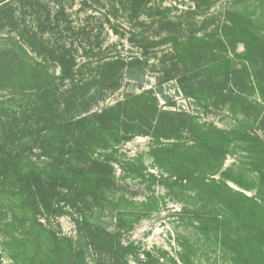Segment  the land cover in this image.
I'll list each match as a JSON object with an SVG mask.
<instances>
[{
	"label": "trees",
	"instance_id": "1",
	"mask_svg": "<svg viewBox=\"0 0 264 264\" xmlns=\"http://www.w3.org/2000/svg\"><path fill=\"white\" fill-rule=\"evenodd\" d=\"M120 1L135 19L146 8L145 0ZM250 5L253 11L248 10ZM59 9L57 15L65 16V8ZM28 15L37 17L38 26H27ZM58 16L54 20L44 0H0V29L17 30L19 38L27 35L30 48L10 37L15 47L7 53L20 59L23 69L18 79L37 82V60L29 52L36 53L40 46L60 66L61 80L72 86L64 104L59 89L36 88L41 102L34 113L38 128L29 121L21 126L16 117L0 121V224L12 260L57 264L58 259L67 258L68 264H86L82 241L113 257L137 255L132 245H115L111 234L94 219L115 186L111 162L116 145L133 136H148L158 142L177 141L158 143L151 151L167 173L160 183L186 197L193 194L189 197L196 210L191 220L202 231H214L217 243L230 257L227 264H264V137L259 133L264 131V0H236L234 11L210 34L162 42H171L174 53L165 81L177 79L183 93L204 108H227L236 120L231 130L164 110L149 91L92 113L91 89L99 87L101 94L111 89L109 83L126 64L108 63L99 80L77 84L71 50L46 40L47 30L59 23ZM183 139L189 142L180 143ZM237 154L238 162L222 172L227 157ZM143 171L136 167L133 173L145 179ZM219 173L221 180L213 178ZM227 182L255 190L256 195L249 197ZM70 209L78 214L74 221L79 242L59 236L44 223L52 216L72 215ZM190 249L181 256L185 264H191ZM2 258L0 254V263ZM135 259L137 264H150Z\"/></svg>",
	"mask_w": 264,
	"mask_h": 264
},
{
	"label": "rangeland",
	"instance_id": "2",
	"mask_svg": "<svg viewBox=\"0 0 264 264\" xmlns=\"http://www.w3.org/2000/svg\"><path fill=\"white\" fill-rule=\"evenodd\" d=\"M44 1L54 20L59 8H65L66 15L58 16L59 23L53 30H47L46 40L51 45L66 46L71 50L77 63L74 72L77 84L99 80L109 68L106 66L108 63L123 61L126 64L109 83L111 89L103 94L99 87L91 89L92 113H100L132 95L149 91L158 98L164 110L185 113L199 122L214 124L223 130L234 128L236 120L227 108H204L183 93L177 79L165 81V72L172 66L174 53L171 42H162L170 37L185 39L190 35L203 36L214 32L234 11L236 0H145L146 8L139 19L125 11L120 0ZM248 10L253 11L254 7L250 5ZM26 23L27 26L35 23L36 27L39 21L37 17L28 15ZM18 36L19 32L10 27L0 29V121H12L16 117L21 126L29 121L38 128L40 122L38 120V124L34 113L36 110L38 113L41 102L36 88L43 90L49 86L59 89L60 100L64 104L72 86L69 81L61 80L60 66L47 57L40 46L36 53L29 52L37 60V82L20 81L21 61L7 53L15 47L14 42L9 41L10 37L30 50L27 35L24 38ZM242 51L240 46L238 52ZM30 70L26 69L27 72ZM259 133L264 137V131ZM173 142L177 141L161 139L158 142L153 137L133 136L129 141L116 145L115 159L111 162L115 186L109 194L108 203L97 212L94 223L111 234L115 245L134 246L137 255L121 253L113 257L94 244L82 241L86 264H137L136 257L150 264H185L181 256L189 248L191 264L230 262V257L217 243L214 231H202L197 221L192 222L196 208L189 196L193 194L189 193L186 197L160 183L161 176H167V173L157 164L151 151L158 143L166 145ZM188 142L187 139L180 140V143ZM111 152L99 151V154ZM239 157L240 154L229 155L222 172L237 163ZM136 167H143L145 179L135 177L133 170ZM213 178L221 180V173ZM227 183L249 197L256 195L255 190L247 191L232 182ZM69 212L74 217L52 216L43 221L59 236L79 242L74 221L78 214L71 209ZM8 214L10 218L11 214ZM3 228L0 224V254L3 256L0 264H16L7 250V236ZM30 262L33 264L32 260ZM57 264H68L67 258L58 259Z\"/></svg>",
	"mask_w": 264,
	"mask_h": 264
}]
</instances>
